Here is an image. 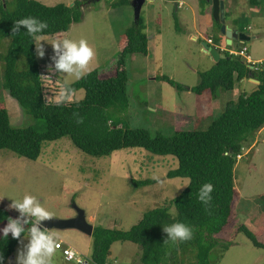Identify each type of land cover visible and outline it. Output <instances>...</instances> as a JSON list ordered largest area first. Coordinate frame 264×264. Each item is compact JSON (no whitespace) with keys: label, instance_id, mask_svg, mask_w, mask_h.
I'll list each match as a JSON object with an SVG mask.
<instances>
[{"label":"rangeland","instance_id":"obj_1","mask_svg":"<svg viewBox=\"0 0 264 264\" xmlns=\"http://www.w3.org/2000/svg\"><path fill=\"white\" fill-rule=\"evenodd\" d=\"M46 5L72 4L75 0H38ZM117 0H97L83 10L81 21L72 23L67 31L53 35H41L44 56L37 55L43 85L44 98L56 102L60 88L76 80L66 74L51 72L54 55L51 43L58 39L79 41L84 38L95 56L89 71L98 69L104 74H113L115 59L119 53V39L125 29L134 23L133 7L129 3L112 6ZM192 4L194 0H182ZM179 0H146L140 14L146 23V34L151 41L147 55L134 53L127 56L124 68L128 73L126 91L128 107L125 110L109 111L121 119L126 128H144L151 135L169 137L176 130H190L194 126L204 128L212 115L220 113L226 100L234 99V90L220 91L215 98L219 109L207 119L187 117L196 109L202 98L185 86H193L199 80L198 72L211 67L210 55L203 51L204 39L192 30L190 9L185 4L177 9ZM226 11L238 26L247 22L249 40L245 47L250 59L264 60V0L252 5L248 0H231ZM246 15V18L244 17ZM212 17V12H210ZM213 21V17L211 18ZM231 20V19H230ZM202 22L200 19L199 23ZM203 23V22H202ZM190 34H195L193 41ZM206 40V39H205ZM10 38L0 39V55L6 51ZM243 46V45H240ZM235 49V48H234ZM246 59V57H244ZM151 72V73H150ZM166 75L182 85L176 88L167 81L158 79ZM105 76V75H103ZM238 92V91H237ZM82 89L74 92L70 101L82 99ZM206 95V94H205ZM229 98V99H226ZM0 101L7 109L10 123L14 126L31 125L39 131L45 129L42 119L25 116L18 102L1 87ZM205 110L210 109L202 103ZM252 140L246 143L234 167V186L239 200L234 204V215L239 224H245L257 239L264 242V126L257 130ZM177 166L171 155L153 154L143 148H124L108 156L95 157L78 149L69 137L44 142L37 159H28L9 150H0V207L9 209L17 217L20 213L11 209L13 200L22 201L31 195L43 208L52 213V218L67 219L76 215V208L84 211L93 226L127 230L154 207L162 206L180 193L188 183L185 177L169 178V170ZM155 182L140 185V181ZM263 197L259 198L258 197ZM233 217V223H234ZM236 222V221H235ZM232 223L231 226H234ZM7 223L0 224V235ZM55 235L86 256L90 261L91 237L74 228H50ZM229 233V232H228ZM26 232L16 244L13 263L17 264L18 250L28 244ZM229 246L221 251L220 244L210 253L212 264H263L264 249L255 247L244 233L234 230L229 235ZM23 241V243H21ZM139 246L130 241H115L111 244L108 261L111 264H139ZM5 264H11L8 260ZM52 264H79L64 259L60 250L52 258Z\"/></svg>","mask_w":264,"mask_h":264},{"label":"trees","instance_id":"obj_2","mask_svg":"<svg viewBox=\"0 0 264 264\" xmlns=\"http://www.w3.org/2000/svg\"><path fill=\"white\" fill-rule=\"evenodd\" d=\"M248 1L252 5L259 2ZM93 2L75 0L71 5H46L38 0H0V39L10 38L6 51L0 55L1 87L18 102L25 116L42 119L45 124L43 131L31 125H12L5 104L0 101V150L6 149L34 160L40 155L44 142L66 136L78 149L95 157L137 147L176 158L177 166L169 170L167 176L187 178L186 186L166 204L146 211L127 230L93 226L90 236L92 264H111L108 257L115 241L137 244L139 264H212L211 250L220 244L221 251H225L230 243L229 235L234 230L244 233L255 247L264 249V242L259 241L245 224H239L233 210L239 200L234 186L235 164L246 143L253 141L254 133L264 126V60L251 64L241 55L218 50L223 57L209 69L198 72L199 80L195 85L185 86L188 91L206 94L215 100L220 91L233 89L235 82L243 78L252 77L259 81L256 90L241 92L235 100L224 102L221 112L212 115L204 128L194 126L190 130H176L169 137L151 135L144 128H126L109 110L128 107V73L124 68L127 56L148 53L146 23L140 14L119 39L120 50L113 74L106 75L92 69L82 78L67 83L74 92L84 91L82 99L59 105L49 102L44 98L35 43L23 26L19 33L12 34L14 21L36 18L48 24L39 35H53L65 32L72 23L81 21L83 10ZM129 2L117 0L112 6ZM198 5L203 12L208 1L198 0ZM219 29L220 22L213 19L214 44L221 42ZM156 78L182 88L166 75ZM78 119L83 122L77 123ZM153 182L145 180L138 184ZM205 183H211L214 189L207 205L198 199L199 189ZM8 218L18 217L9 209L0 207V224L7 223ZM174 223L188 226L193 232L192 239L165 242L168 237L163 227ZM18 242L11 233L8 237L0 235V256H3L0 264H5Z\"/></svg>","mask_w":264,"mask_h":264},{"label":"clouds","instance_id":"obj_3","mask_svg":"<svg viewBox=\"0 0 264 264\" xmlns=\"http://www.w3.org/2000/svg\"><path fill=\"white\" fill-rule=\"evenodd\" d=\"M21 26L27 30L25 33L35 43L36 54L42 58L44 48L39 34L47 29L48 24L33 17L22 18L14 21L12 34L19 33ZM51 45L54 51V55L51 57L54 68L51 65L49 66L51 72L66 74L68 77H75L76 79H80L87 74L95 53L86 39L81 38L79 41L67 38L58 39L53 41ZM73 97L74 89L65 81L56 96V103L59 105L72 100ZM82 122V119L77 120V123ZM213 190L211 183H205L199 189L198 199L207 205L212 199L209 194ZM9 207L17 210L20 216L16 219L8 218L7 225L2 229L3 236L8 237V234L11 233L14 239L20 240L22 233L27 230L28 235L26 238L29 240L28 244L18 250L17 264H52V258L59 246L56 243L58 237L51 229L42 228L41 221L52 219L53 214L43 208L35 197L27 194L24 195L22 201L13 200ZM25 225H29V227L25 228ZM163 231L167 233L168 237L165 242H168V240L184 242L193 237L192 230L183 223L164 226ZM64 254L71 260L74 252L69 249ZM2 260L3 256H0V261Z\"/></svg>","mask_w":264,"mask_h":264},{"label":"crops","instance_id":"obj_4","mask_svg":"<svg viewBox=\"0 0 264 264\" xmlns=\"http://www.w3.org/2000/svg\"><path fill=\"white\" fill-rule=\"evenodd\" d=\"M230 1L231 0H223V2H224V16H225V12L228 14L227 16H225L226 25L230 29H234L236 31H240V32L246 33V35L249 37L250 34L247 32L248 28H246V27H248L247 26V22L244 21V24H242V26H238L235 23V20L231 16L232 15L231 11L228 12V11L225 10L226 6H228V7L230 6V4H231ZM193 3L196 4V8H198V0H194ZM184 4H185V10L187 8L190 9L192 30H194L195 33L197 32L199 37L204 39V42H206L205 39H207L208 37H211V39H212V37H213V21L211 19L212 17L210 16V12H212L211 5L208 4L205 7L204 11L200 12L199 9L197 11V9H195V7H193L192 4H190L189 2H187V1L183 2L182 0H179V2L175 4V7L177 9H179ZM244 17L246 18V15ZM200 19H202L203 23L202 22L199 23ZM60 34H62V33H60ZM149 34L150 33H148V35ZM219 34L221 36V42L219 44H214L213 43V45H212V46L216 47V49L219 50V51H225L227 49L238 48L240 45L245 46L246 42L250 39V38H248V40H245V41L232 40L230 44H227L228 40L225 38V36H223L221 33H219ZM151 37L152 36H150L148 38V51H149L150 45L153 44V42H154V41H151ZM190 38H191V40L194 41L196 39V35L195 34L194 35L190 34ZM246 51H248V49ZM246 55L248 56V58L246 60L248 62H250L251 64L259 63V62H261L263 60V58H258L257 61H254V60L250 59V56H249L248 53H246ZM209 61L211 62L212 65L214 63H216L211 58V56L209 58ZM252 79H253L252 77H247V78H243V79L235 82L234 87H233V90L235 89L234 90L235 93H234V99L233 100H235L237 98V96L239 95V93H241V92L249 93V92H252V91L257 89L259 81L255 82ZM188 87H191V86H188ZM200 96H202V98H200V100H198L196 102V104H195L196 105V109L193 110L192 114L190 113L189 115H187V117H191L190 119L194 120V118H198L199 114H201V116H206V118L208 119L213 112H215L216 110L219 109V103H217V105H216L215 101H213V99H210L208 97V95L202 94ZM226 99H229V98H226ZM202 103L207 104L206 106H208L210 109L205 110L203 108L205 105L203 106ZM259 130H261V129H259Z\"/></svg>","mask_w":264,"mask_h":264},{"label":"water","instance_id":"obj_5","mask_svg":"<svg viewBox=\"0 0 264 264\" xmlns=\"http://www.w3.org/2000/svg\"><path fill=\"white\" fill-rule=\"evenodd\" d=\"M97 1V0H92ZM146 0H131V5L133 7L134 13V21L139 18L140 11L142 5ZM208 4L212 7V17L214 20H218L220 22V33L225 36L228 40L227 44H230L232 40H239L245 41L248 40V36L244 32L236 31L234 29H230L225 23V16H224V2L223 0H207ZM176 4V3H175ZM203 51L208 53L211 58L217 62L219 58L223 57L222 54L216 49V47L209 45L206 42L202 43ZM255 82H258L257 79H252ZM76 215L72 218L67 219H58L52 218L50 220L41 221L42 228H56V229H63V228H74L88 236H91L93 231V225L89 223L86 219L85 213L82 209L76 208ZM9 260L11 264L13 263V255H9Z\"/></svg>","mask_w":264,"mask_h":264},{"label":"built area","instance_id":"obj_6","mask_svg":"<svg viewBox=\"0 0 264 264\" xmlns=\"http://www.w3.org/2000/svg\"><path fill=\"white\" fill-rule=\"evenodd\" d=\"M148 1H150V0H148ZM206 42H207L208 44H210V45H213V41H212L211 37H208V38L206 39ZM246 50H247V49H246L245 46H241L240 49H238V48H235V49H227L226 51H228L230 54L241 55V56H243V57H246V59H247L248 56L246 55ZM247 62H248V61H247ZM249 63H250V62H249ZM56 243L59 245V246L57 247V249L61 251V253H62V255H63V257H64L65 260H67V261H74V262L79 263V264H86V263H87L86 256H85L84 254H82L81 252H79V251L73 249V248L71 247V245H69L68 243H66L64 240L58 238V239L56 240ZM69 249L72 250V251L74 252V255H73V257H72L71 260H69V259L65 256V254H64L65 251H66V250H69Z\"/></svg>","mask_w":264,"mask_h":264}]
</instances>
